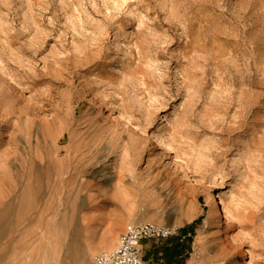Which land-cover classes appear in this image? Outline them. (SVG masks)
Here are the masks:
<instances>
[{"label": "rangeland", "instance_id": "1", "mask_svg": "<svg viewBox=\"0 0 264 264\" xmlns=\"http://www.w3.org/2000/svg\"><path fill=\"white\" fill-rule=\"evenodd\" d=\"M140 222L144 264H264V0H0V264Z\"/></svg>", "mask_w": 264, "mask_h": 264}, {"label": "built area", "instance_id": "2", "mask_svg": "<svg viewBox=\"0 0 264 264\" xmlns=\"http://www.w3.org/2000/svg\"><path fill=\"white\" fill-rule=\"evenodd\" d=\"M171 234L170 229L151 222L129 224L118 236L115 246L94 255L90 264H144L142 244Z\"/></svg>", "mask_w": 264, "mask_h": 264}, {"label": "bare ground", "instance_id": "3", "mask_svg": "<svg viewBox=\"0 0 264 264\" xmlns=\"http://www.w3.org/2000/svg\"><path fill=\"white\" fill-rule=\"evenodd\" d=\"M208 201H209V206L211 207V211H210L211 214H210L209 217L211 219L218 220V222L219 221L221 222L222 218L225 217V219L227 221V225L231 224L232 215H231V211H230L231 209L228 208L229 206L225 205L224 202L223 203H218V201L216 200V198L212 194H209ZM140 221H145L144 216L142 218H140ZM132 224H135V223H132ZM164 227L168 228V229H172L173 228L172 225H169V226L165 225Z\"/></svg>", "mask_w": 264, "mask_h": 264}, {"label": "trees", "instance_id": "4", "mask_svg": "<svg viewBox=\"0 0 264 264\" xmlns=\"http://www.w3.org/2000/svg\"><path fill=\"white\" fill-rule=\"evenodd\" d=\"M179 239L176 241L178 242ZM179 245L175 244L171 248L164 247L162 249L163 255L160 258L162 261L158 262L157 264H178V258H179Z\"/></svg>", "mask_w": 264, "mask_h": 264}]
</instances>
